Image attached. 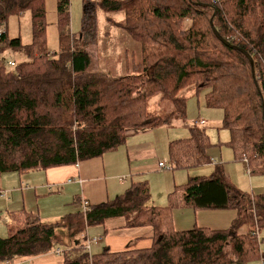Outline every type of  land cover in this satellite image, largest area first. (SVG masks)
<instances>
[{
	"label": "trees",
	"instance_id": "obj_1",
	"mask_svg": "<svg viewBox=\"0 0 264 264\" xmlns=\"http://www.w3.org/2000/svg\"><path fill=\"white\" fill-rule=\"evenodd\" d=\"M70 0H57L59 51L48 46L46 0H0V25L31 13L32 41L0 39V174L76 165L102 157L127 141L128 130H149L187 115L184 89L205 91L206 105L223 110L226 144L251 174L264 175V0H83L79 33L71 32ZM124 11L120 24L140 45V59L124 75L91 71L88 47L98 41L97 8ZM110 20V19H109ZM189 22V26L185 23ZM217 34L216 33V31ZM7 49L28 58L9 68ZM254 62V70L251 59ZM160 95L173 110L164 115L149 101ZM169 143L172 169L211 163L214 143L204 127ZM218 163L210 176L190 177L152 203L147 179L132 177L124 193L44 223L39 211H10L0 235V263L16 262L67 246L63 264H249L263 257L264 193L247 195ZM76 201V198L74 199ZM236 210L232 226L177 230L174 211ZM123 217L128 228L151 226L148 248L92 254L90 226ZM243 227L246 229L241 230ZM81 239L78 245L76 240ZM73 252L72 254H69Z\"/></svg>",
	"mask_w": 264,
	"mask_h": 264
},
{
	"label": "rangeland",
	"instance_id": "obj_2",
	"mask_svg": "<svg viewBox=\"0 0 264 264\" xmlns=\"http://www.w3.org/2000/svg\"><path fill=\"white\" fill-rule=\"evenodd\" d=\"M70 2V29L72 33L77 34L81 30L83 0H70ZM46 10V19L48 23V46L51 52L59 51L57 0H46ZM97 18L98 41L96 45L88 47L92 58L90 70L113 74V76L124 75L128 71L127 67L131 65L133 61H139L141 55L139 43L133 39L120 24H117L125 22V12L119 11L110 13L99 7L97 8ZM31 22L32 19L29 12L22 15H11L6 23V32L8 37H21L24 44L29 43L31 40L28 41L26 36L32 38ZM185 25L189 26V22L187 21ZM4 55L7 60L15 61L16 65L27 59L24 53L11 49H7ZM15 66L9 65V68L12 69ZM180 96L188 98L187 115L184 118L174 117L168 124L158 126L154 128L153 132H148L147 134L149 136L147 137V140L151 143L149 149H152L154 145L155 149L159 153V160L165 162L168 166V168L165 169L150 171L145 177L150 182L152 197L155 202H157V205L166 206L168 204V194L175 188V186L187 183L190 176L195 177L197 174L198 176H210L215 170L216 164L214 163H207L190 169H172L169 156V139L171 131H178L184 127L189 128L188 126L194 124L197 120L205 121V124L200 123V127H204L207 130L212 142L223 143L219 147H213L212 153L218 162L223 161L225 163V172L229 176L230 181L247 195L252 196L258 193H264V175L249 173V169H247L243 162L234 160L233 151L226 144V142L230 139V132L224 128L222 124L224 116L223 110L221 108L208 107L205 100V91L197 93L193 87L184 89ZM159 99L160 95L150 99L149 105L151 110L154 112H161L164 115L170 113L173 110V105L168 101L160 103ZM21 176L15 172L0 174V189L7 191L6 199L5 197L2 199L0 198L1 236H6L8 232L7 224L2 221L4 215H6L5 213L25 208L22 207L23 196L21 190L25 189L27 186L24 183H21L24 181V179H20ZM167 181L171 187L166 193H164L163 187H165ZM30 184L31 183L29 182V185ZM33 186H36V184ZM37 186L39 187V185ZM39 189H37V191H39ZM24 193L27 206L25 209L29 211H37L40 202L36 199L43 193L38 192L35 194L34 192H31L30 195H27L25 191ZM0 194L4 196L5 193L1 192ZM44 195L48 196L49 194L46 193ZM211 211L212 212L196 211L198 212L196 221L198 226H210L213 228L219 227L227 229L232 226L234 219L238 215L236 210H229L230 212L221 210ZM230 213L233 215L230 216ZM178 215H182V212H179ZM9 218L6 217L5 220L10 224L12 219L10 216ZM245 229L246 227L242 228L243 231ZM65 239H67V243H70V239L67 235ZM261 239H264V231L260 232L259 240ZM72 244L73 242L71 240V245ZM103 244L104 243H101L100 245L103 246ZM100 249H102V247L94 244L91 250L96 253L99 252ZM261 250L264 253V241L261 243ZM262 263L261 258L259 260H254L249 264Z\"/></svg>",
	"mask_w": 264,
	"mask_h": 264
},
{
	"label": "crops",
	"instance_id": "obj_3",
	"mask_svg": "<svg viewBox=\"0 0 264 264\" xmlns=\"http://www.w3.org/2000/svg\"><path fill=\"white\" fill-rule=\"evenodd\" d=\"M26 38L28 41H32L31 37L26 36ZM31 41L29 43H31ZM27 60L28 58L24 61ZM201 121L197 120L194 123L200 125ZM153 130L154 129L142 131L128 130L126 143L119 146L117 150L104 154L102 157L85 160L76 165L50 168L47 170H35L25 173L24 175L19 174V176L22 175L20 179H24L21 183H24L27 186L25 189L21 190L23 196L22 207H27L24 191L27 195H30L31 192H34L35 194L42 192L43 194L39 195L36 199L40 202L37 211L41 213V218L44 223L53 224L60 222L64 215L81 210L84 201L89 204H96L114 199L116 196L125 192V190L129 187L133 176L138 180L147 179L145 177L150 171L161 169L159 167V153L155 149L154 145L152 149H149L151 143L147 140V137H149L147 135L148 132L151 133ZM188 136L189 128L184 127L178 131L172 130L169 143L174 139L186 138ZM211 163L218 164L224 162H218L216 157L213 156ZM243 163L246 166V163ZM196 176H198V174ZM29 182L32 185H29ZM34 184H36V186H33ZM37 185H39V187ZM170 187L171 186L167 181L165 187H163L164 193H166ZM37 189H39V191H37ZM1 192L5 193L4 197L6 199L7 191L0 189V193ZM46 193L49 195L45 196L44 194ZM0 198H3L1 194ZM75 198L76 201L78 200L76 203L74 202ZM152 203L157 205V202H155L153 197ZM200 211L212 212L211 210ZM221 211L230 212L229 210ZM179 212H182V215L179 216ZM198 212L191 208L175 210V228L177 230H190L195 226H198L196 222ZM5 214L6 215H4L2 221L9 225V222L5 220L6 217L9 218L10 216L9 211ZM231 215L233 214L230 213V216ZM125 224V218L116 217L107 219L102 224L90 226L85 235V244L87 240L91 238L99 237L100 239L92 243L90 251L88 252L95 254V252H92L91 250L94 244L102 247L99 252L103 251L106 247L110 248L111 251H125L148 248L152 245L154 231L151 226L128 228ZM201 227L222 230V228L219 227ZM61 234H63V238L67 244V246L63 247L65 248L64 250L66 251L67 249H72L73 246L71 245V240L69 241L70 243H67V239H65V230H61ZM79 242H81L80 238L79 240H76L74 244L78 245ZM101 243H104L103 246L100 245ZM72 253L73 252L70 251L69 254ZM64 254L59 255L51 251L29 259H19L15 263L63 264L65 258Z\"/></svg>",
	"mask_w": 264,
	"mask_h": 264
},
{
	"label": "built area",
	"instance_id": "obj_4",
	"mask_svg": "<svg viewBox=\"0 0 264 264\" xmlns=\"http://www.w3.org/2000/svg\"><path fill=\"white\" fill-rule=\"evenodd\" d=\"M5 32H6V24L3 23V24L0 25V39H1L2 35ZM9 65L15 66L16 62L15 61H9ZM200 123L204 124L205 122L201 121ZM159 167L161 169L162 168L163 169L168 168L167 164L165 162H162V161L159 162ZM1 196L4 197L2 194H1ZM89 206H90V204L88 202L84 201L83 204H82V210H84V211L87 210ZM257 235H258V238H259L260 237V233L259 234L257 233ZM99 239H100L99 237H94V238H91V239L87 240V242L85 244V250L90 251L92 243L98 241ZM67 250H70V249H67ZM53 252H55L56 254L62 255L66 251L63 248H61V247H57L56 249L53 250ZM262 262L264 264V256L262 257ZM1 264H17V263H13V262L8 261V262H4V263H1Z\"/></svg>",
	"mask_w": 264,
	"mask_h": 264
},
{
	"label": "water",
	"instance_id": "obj_5",
	"mask_svg": "<svg viewBox=\"0 0 264 264\" xmlns=\"http://www.w3.org/2000/svg\"><path fill=\"white\" fill-rule=\"evenodd\" d=\"M216 31V30H215ZM216 33H217V31H216ZM218 34V33H217ZM219 35V34H218ZM251 59V63H252V66H253V70H254V62H253V59L252 58H250Z\"/></svg>",
	"mask_w": 264,
	"mask_h": 264
}]
</instances>
